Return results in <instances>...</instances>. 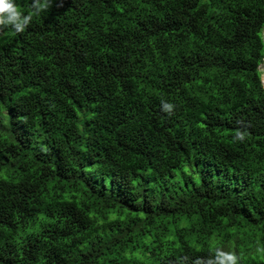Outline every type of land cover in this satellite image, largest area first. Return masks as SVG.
I'll return each mask as SVG.
<instances>
[{"label":"trees","instance_id":"16d2710c","mask_svg":"<svg viewBox=\"0 0 264 264\" xmlns=\"http://www.w3.org/2000/svg\"><path fill=\"white\" fill-rule=\"evenodd\" d=\"M263 28L264 0L0 26V264H264Z\"/></svg>","mask_w":264,"mask_h":264},{"label":"clouds","instance_id":"9594fccd","mask_svg":"<svg viewBox=\"0 0 264 264\" xmlns=\"http://www.w3.org/2000/svg\"><path fill=\"white\" fill-rule=\"evenodd\" d=\"M54 0H31V7L24 11L17 5V0H0V26H11L16 32H22L32 22L34 16L40 15L48 10ZM264 87V86H263ZM173 104L170 102L163 103L164 110H171ZM243 136V133H238ZM215 260L220 264H236L238 257L232 251H225L222 248H216ZM197 264H200L199 259ZM208 264H212L209 260Z\"/></svg>","mask_w":264,"mask_h":264},{"label":"rangeland","instance_id":"374dc122","mask_svg":"<svg viewBox=\"0 0 264 264\" xmlns=\"http://www.w3.org/2000/svg\"><path fill=\"white\" fill-rule=\"evenodd\" d=\"M262 36H263V40H264V28L262 30ZM259 70L261 71V81H262V84L264 86V60L263 62L260 64L259 66Z\"/></svg>","mask_w":264,"mask_h":264}]
</instances>
